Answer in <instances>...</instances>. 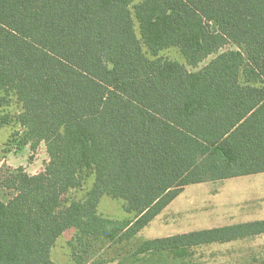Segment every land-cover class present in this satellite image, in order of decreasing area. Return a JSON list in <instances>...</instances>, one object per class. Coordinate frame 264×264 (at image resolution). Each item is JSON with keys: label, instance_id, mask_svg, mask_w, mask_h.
Instances as JSON below:
<instances>
[{"label": "trees", "instance_id": "16d2710c", "mask_svg": "<svg viewBox=\"0 0 264 264\" xmlns=\"http://www.w3.org/2000/svg\"><path fill=\"white\" fill-rule=\"evenodd\" d=\"M169 47L205 63L157 57ZM0 92L1 106L11 95L21 104L0 113V127L22 129L11 144L44 142L48 154L39 172L0 180L11 191L0 193V264H55L68 229L80 244L129 242L187 185L264 172V0H0ZM85 170L91 187L66 202ZM105 195L130 217L100 215ZM262 234L256 219L146 239L136 252Z\"/></svg>", "mask_w": 264, "mask_h": 264}, {"label": "rangeland", "instance_id": "374dc122", "mask_svg": "<svg viewBox=\"0 0 264 264\" xmlns=\"http://www.w3.org/2000/svg\"><path fill=\"white\" fill-rule=\"evenodd\" d=\"M139 1L141 0H136ZM136 29L140 36L137 23ZM229 48L235 46L228 45L225 49ZM145 50L150 58H156L147 48ZM157 57L176 60L192 71L205 63L198 67L189 65L176 47L162 49ZM2 96L3 93L0 92V97ZM7 97L8 101L2 106L0 104V113L12 117L21 111V104L13 95ZM21 131V127L13 119L9 120V124L0 127V180L17 168L35 174L47 163L48 154L44 142L35 149L30 145L16 147L11 144L14 134ZM88 171L82 172L86 175L84 186L68 193L65 196L66 202L85 197L94 178L88 175ZM0 193L6 198L11 191L1 190ZM123 205L122 199L105 195L98 212L104 217L124 220L130 215ZM259 218H264V172L223 181L190 184L131 241L110 244L107 240L88 238L80 244L75 238L76 230L68 229L57 239L52 249V259L55 264H75L71 255L72 248H75L77 252L86 254L87 261L99 259L105 261V264H264V234L193 247L184 255L171 252H136L146 239ZM89 246L93 250L87 252L85 247L89 249Z\"/></svg>", "mask_w": 264, "mask_h": 264}, {"label": "crops", "instance_id": "0c3cea01", "mask_svg": "<svg viewBox=\"0 0 264 264\" xmlns=\"http://www.w3.org/2000/svg\"><path fill=\"white\" fill-rule=\"evenodd\" d=\"M253 175H255V174H253ZM234 178H236V177H234ZM229 179H232V178H229ZM225 180H228V179H225ZM218 181H223V180H218ZM259 219H264V218H259ZM253 220H256V219H253ZM247 221H252V220H247ZM240 222H245V221H240ZM235 223H238V222H235ZM230 224H233V223H230ZM224 225H228V224H224ZM218 226H223V225H218ZM213 227H216V226H213ZM208 228H212V227H208ZM203 229H205V228H203ZM171 235H173V234H171ZM167 236H169V235H167Z\"/></svg>", "mask_w": 264, "mask_h": 264}]
</instances>
